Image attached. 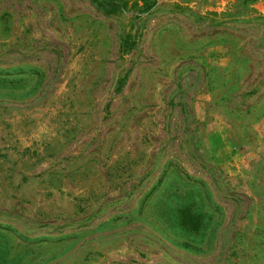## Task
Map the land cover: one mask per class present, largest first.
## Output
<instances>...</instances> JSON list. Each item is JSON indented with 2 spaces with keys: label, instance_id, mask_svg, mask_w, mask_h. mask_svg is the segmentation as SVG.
<instances>
[{
  "label": "rangeland",
  "instance_id": "rangeland-1",
  "mask_svg": "<svg viewBox=\"0 0 264 264\" xmlns=\"http://www.w3.org/2000/svg\"><path fill=\"white\" fill-rule=\"evenodd\" d=\"M0 264H264V0H0Z\"/></svg>",
  "mask_w": 264,
  "mask_h": 264
},
{
  "label": "trees",
  "instance_id": "trees-1",
  "mask_svg": "<svg viewBox=\"0 0 264 264\" xmlns=\"http://www.w3.org/2000/svg\"><path fill=\"white\" fill-rule=\"evenodd\" d=\"M109 7H114V8H116L117 7V5L116 4H114V3H109V4H107Z\"/></svg>",
  "mask_w": 264,
  "mask_h": 264
}]
</instances>
